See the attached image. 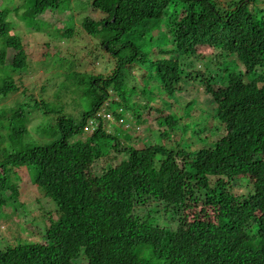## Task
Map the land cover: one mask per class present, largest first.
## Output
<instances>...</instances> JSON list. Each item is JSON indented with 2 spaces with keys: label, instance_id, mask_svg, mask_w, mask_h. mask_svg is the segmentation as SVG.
Wrapping results in <instances>:
<instances>
[{
  "label": "trees",
  "instance_id": "obj_1",
  "mask_svg": "<svg viewBox=\"0 0 264 264\" xmlns=\"http://www.w3.org/2000/svg\"><path fill=\"white\" fill-rule=\"evenodd\" d=\"M224 1L84 0L82 14L72 0L0 3V217L25 204L22 171L57 205L42 240L0 237V264H264V0ZM68 2L62 27L39 17ZM13 11L56 42L78 13L86 56L106 72L54 56L46 69L67 72L45 79L53 100L40 99L23 85L32 65ZM217 84L228 94L205 102ZM31 107L45 137L27 124ZM149 108L158 128L126 137ZM216 121L224 130L209 129Z\"/></svg>",
  "mask_w": 264,
  "mask_h": 264
},
{
  "label": "rangeland",
  "instance_id": "obj_2",
  "mask_svg": "<svg viewBox=\"0 0 264 264\" xmlns=\"http://www.w3.org/2000/svg\"><path fill=\"white\" fill-rule=\"evenodd\" d=\"M2 1L3 0H0V3ZM223 2L225 1L223 0ZM72 3L74 8L80 9L78 12L79 14L85 13L87 3L84 2V0H72ZM66 9L68 10H66L65 12L47 10L39 17L49 23L57 24L58 27H62L64 24V19H66L71 14L70 9H72V7L70 5V2H68V6L66 7ZM78 13L75 12L74 14V17L76 16L77 21L75 23V31L74 34L72 35V38L65 37L58 40L57 42L54 41L52 37L49 39V35L45 28L39 29L36 28V25L27 24V22L14 11L10 16V20L13 22L12 33H16L19 36H21L26 48L28 60L32 65V73L28 74L29 72L28 71L23 76L24 77L23 85L29 86L31 84L33 86H36V89L34 91L35 94H37V96L40 99H45L47 101L53 100L52 92L54 91V86L48 87L44 91H40V87L44 83V80L49 78L50 76L53 77V75L55 74L56 75L55 82H61V80H63L62 79L63 74L67 72L65 66L58 67V65H56L54 67L51 66L50 69H46L47 67L44 64L53 63L51 61H48V59L51 60L54 56L64 57L69 55L71 57L72 54L78 55L77 59L75 57L76 59L75 70L79 73L84 71L95 72V73L106 72L104 70V66L94 67L92 61H90L89 57L86 56L87 52L91 50L94 47V45L93 42L91 41L87 42L83 34L81 33L80 29H82V23L79 20L80 16ZM91 14L94 17H98L93 13ZM50 30H52V27H50ZM89 39L92 40L91 38ZM10 51L12 52V49ZM198 51L200 53H203L204 55H208L213 52V48L209 46H205V47H200ZM47 56L48 58H46ZM142 73H143L142 71L138 72L139 75H142ZM18 84L20 85L19 88L22 90L24 86L22 85L20 80L18 81ZM190 92L191 95L197 94V91L195 90V87H193V85L191 86ZM215 94H218L219 96L227 95L228 94L227 88L219 84L215 85L214 94L205 95L203 97V99L205 98L204 101L205 102L208 101L206 97H209L211 99L214 98L213 95ZM71 100L72 99L70 97L67 98V101L70 103ZM156 101H154L153 103L159 106L160 102L157 99ZM71 107L73 106L71 105ZM71 109L68 108L67 111H73V108ZM29 111L31 115H29L28 118L29 122L27 124L31 128L32 133L37 138L45 137V135L39 133L38 129L35 127V124L38 123L43 113V110H40L39 108L36 107L35 108L31 107ZM160 113L161 112L158 109L152 110V108H149L145 112V116H144V121L147 122L139 127V129L137 130L138 132L128 131L130 133L126 134V137L129 136L131 138L134 137L137 142L141 143L142 140L141 139L139 140L138 136L145 135V133L148 131L147 130L148 128H153V129L158 128L159 125L157 121L160 116ZM129 120L130 119H128V121ZM219 123H220L219 121H216L215 123L209 126L211 127L209 129H212L214 127L217 128L220 127L219 131L224 130V126L219 125ZM124 128L125 127L123 126V129ZM125 130H127V128H125ZM197 146H201V145L197 144ZM112 154L117 155V153L114 151H112ZM121 157L123 158L124 155H120V159H122ZM104 164H105L104 161H100V164L98 163L96 165L93 164L92 167H89L88 169L93 171L94 174L97 173L99 168ZM21 173L23 175V179L18 180V186L20 189V195L18 198L20 201L24 202L25 204L22 208H19L18 210L19 212H12L13 210H15V208L8 207L7 211L9 212L10 209L9 212L10 214L3 215L2 213V216L0 217V237L2 240L9 241L10 243L13 244L16 243L18 239L29 240V241L42 240V230L43 228H45V225L49 224L50 216L55 214V210L57 207L55 201L45 196L44 193L37 188V186H35L32 182H30V178L26 171H22ZM241 182H242L241 186L234 187V190L236 192H246L248 190L249 181L244 178L243 180H241ZM95 188L96 186H93L92 189L94 190Z\"/></svg>",
  "mask_w": 264,
  "mask_h": 264
},
{
  "label": "clouds",
  "instance_id": "obj_3",
  "mask_svg": "<svg viewBox=\"0 0 264 264\" xmlns=\"http://www.w3.org/2000/svg\"><path fill=\"white\" fill-rule=\"evenodd\" d=\"M11 32H12V29H11ZM107 113H109V114L111 115V117H112L111 119H114V118H115V117L113 116V113H112L111 111L107 110ZM106 117L109 118L108 116H106ZM125 125H126V124H125ZM243 179H244V178H242L241 180H243ZM241 185H242V184H238V185H236V186H241ZM236 186H235V187H236ZM233 191H234V193H236V194H243V193H246L248 190H247L246 192H236V191L234 190V188H233ZM43 231H44V230H42V234H43Z\"/></svg>",
  "mask_w": 264,
  "mask_h": 264
},
{
  "label": "built area",
  "instance_id": "obj_4",
  "mask_svg": "<svg viewBox=\"0 0 264 264\" xmlns=\"http://www.w3.org/2000/svg\"><path fill=\"white\" fill-rule=\"evenodd\" d=\"M105 115L108 116L109 118H112L109 113H105Z\"/></svg>",
  "mask_w": 264,
  "mask_h": 264
}]
</instances>
